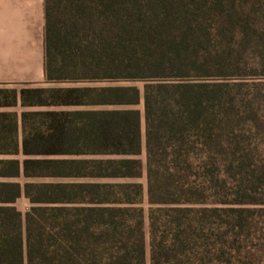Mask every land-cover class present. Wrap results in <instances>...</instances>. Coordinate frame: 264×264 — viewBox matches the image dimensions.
Instances as JSON below:
<instances>
[{"label":"trees","instance_id":"16d2710c","mask_svg":"<svg viewBox=\"0 0 264 264\" xmlns=\"http://www.w3.org/2000/svg\"><path fill=\"white\" fill-rule=\"evenodd\" d=\"M44 51L0 107L80 108L0 111V264H148L145 200L150 264H264V0H45Z\"/></svg>","mask_w":264,"mask_h":264},{"label":"crops","instance_id":"0c3cea01","mask_svg":"<svg viewBox=\"0 0 264 264\" xmlns=\"http://www.w3.org/2000/svg\"><path fill=\"white\" fill-rule=\"evenodd\" d=\"M44 36L45 0H0V86L46 83Z\"/></svg>","mask_w":264,"mask_h":264},{"label":"rangeland","instance_id":"374dc122","mask_svg":"<svg viewBox=\"0 0 264 264\" xmlns=\"http://www.w3.org/2000/svg\"><path fill=\"white\" fill-rule=\"evenodd\" d=\"M75 85H108V84H135L138 85L141 89L144 87V81L143 80H136V81H103V82H85V83H74ZM51 85L50 83H45L43 86ZM54 85H67L65 83H59ZM71 85V84H70ZM23 85H16V88H21ZM62 108H80V107H24L20 102L16 106V112L21 114L23 110H33V109H62ZM142 113L144 112V106L143 103L139 104L137 106ZM12 109V108H11ZM145 131V122L143 120V132ZM1 157V156H0ZM20 159H23L25 156L23 154L18 155ZM143 161V167H142V176L138 178H127V179H121L125 181H137L143 183L145 190L147 189V176H146V156L145 153L139 156ZM11 180L20 181L21 183H25L26 181H74V180H82V181H115L117 179H111V178H62V177H40V178H25V177H18V178H11ZM15 205L22 211L25 212L31 205L30 199L25 196L24 194L15 202ZM146 209V224H145V230H146V241H147V260L148 264H150V235H149V219H148V203L147 200H145L144 204Z\"/></svg>","mask_w":264,"mask_h":264}]
</instances>
